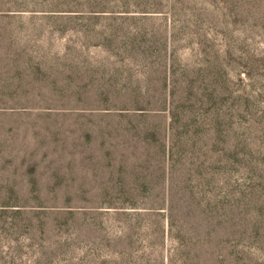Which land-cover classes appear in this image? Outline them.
Wrapping results in <instances>:
<instances>
[{"label":"rangeland","instance_id":"374dc122","mask_svg":"<svg viewBox=\"0 0 264 264\" xmlns=\"http://www.w3.org/2000/svg\"><path fill=\"white\" fill-rule=\"evenodd\" d=\"M0 264H264V0H0Z\"/></svg>","mask_w":264,"mask_h":264},{"label":"trees","instance_id":"16d2710c","mask_svg":"<svg viewBox=\"0 0 264 264\" xmlns=\"http://www.w3.org/2000/svg\"><path fill=\"white\" fill-rule=\"evenodd\" d=\"M172 154H173V151H172V148H169L168 150H167V155H168V157H172ZM174 202V201H173ZM173 207V205H171V208ZM173 216V217H172ZM174 222V215L173 214H171V223H173Z\"/></svg>","mask_w":264,"mask_h":264}]
</instances>
